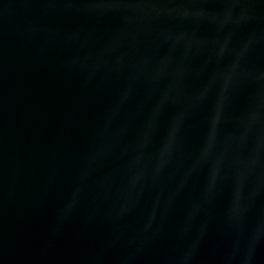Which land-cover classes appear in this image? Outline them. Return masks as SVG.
Wrapping results in <instances>:
<instances>
[{
  "label": "water",
  "instance_id": "water-1",
  "mask_svg": "<svg viewBox=\"0 0 264 264\" xmlns=\"http://www.w3.org/2000/svg\"><path fill=\"white\" fill-rule=\"evenodd\" d=\"M0 264H264V0H0Z\"/></svg>",
  "mask_w": 264,
  "mask_h": 264
}]
</instances>
